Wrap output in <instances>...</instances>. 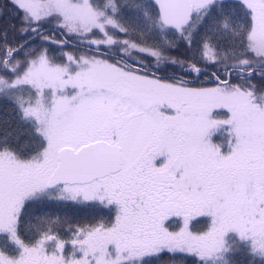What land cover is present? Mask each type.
I'll use <instances>...</instances> for the list:
<instances>
[{
    "label": "snow or ice",
    "instance_id": "1",
    "mask_svg": "<svg viewBox=\"0 0 264 264\" xmlns=\"http://www.w3.org/2000/svg\"><path fill=\"white\" fill-rule=\"evenodd\" d=\"M0 264H264V0H0Z\"/></svg>",
    "mask_w": 264,
    "mask_h": 264
}]
</instances>
